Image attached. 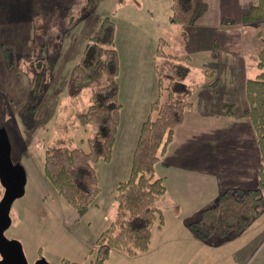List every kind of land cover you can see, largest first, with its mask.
<instances>
[{
  "label": "rangeland",
  "instance_id": "obj_1",
  "mask_svg": "<svg viewBox=\"0 0 264 264\" xmlns=\"http://www.w3.org/2000/svg\"><path fill=\"white\" fill-rule=\"evenodd\" d=\"M66 1L0 0V7L5 6L9 10L7 18L8 10H0V127L7 130L12 161L21 164L27 175L25 194L12 205V224L5 235L21 243L29 264L41 258L50 264H65L64 260L68 261L66 264H93L97 239L115 216V190L123 172L120 168H126L128 162L132 163L133 160V152L130 151L128 155L124 136L128 138V135H132L134 141L137 140V132H132V128L127 131L128 126L126 129L124 126L119 135L117 133L120 142L116 149L115 141L113 163H110L112 159L94 163L101 190L94 204L84 212L71 207L54 189L44 172L45 150L49 144L64 140L68 146L88 149L84 111L90 105L95 88L105 85L107 77L99 67L96 68L92 73L94 88L89 81L80 86L74 85L71 74L84 45L98 29L86 39L92 24L99 27L107 16L115 21V44L118 49L120 47L122 55L127 40H142L147 35L155 38L159 33L167 41L169 53L180 56L192 47L185 39L183 26L172 28L169 23L172 0H125L123 5L119 4V0H100L97 5H88L89 0ZM134 8L142 10L136 18L129 11L136 10ZM12 15L22 24L15 21ZM128 15L132 16L128 18ZM235 20V16H232L229 22L236 29L238 24L233 22ZM245 23L239 34L241 42L233 41L230 46L231 49H244L246 57L238 79L245 73L251 78L257 76L260 72L258 54L264 47V19ZM223 35L227 36L226 33ZM235 35L236 31L232 30L226 39H234ZM6 48H11L14 53L13 65H10ZM197 61V58L193 59L194 67L185 82L196 85L194 87L198 89L203 86L201 80L204 74ZM235 63L241 65L240 61L235 60ZM236 71V68H232L226 73L234 77ZM193 77L195 82L191 79ZM231 77L221 75V82L233 80ZM222 89L224 86L220 85ZM232 97L236 98V104L232 106L228 103L225 108L233 109L236 113L243 108V102L234 95ZM33 99L38 102V107L24 119L21 109L28 100ZM3 194L4 188L0 182V200ZM262 196L261 208L264 206V191ZM263 221L264 217L259 216L250 227L232 233L221 244L217 239L206 242V245L199 243L192 250L184 248L176 255L178 260L175 262L264 264V244L258 248L264 233V226H260ZM256 247L258 251L251 257ZM144 254L141 252L132 257L112 250L105 264H144L154 259L150 253Z\"/></svg>",
  "mask_w": 264,
  "mask_h": 264
},
{
  "label": "trees",
  "instance_id": "obj_2",
  "mask_svg": "<svg viewBox=\"0 0 264 264\" xmlns=\"http://www.w3.org/2000/svg\"><path fill=\"white\" fill-rule=\"evenodd\" d=\"M99 2L89 0L88 5ZM124 3L125 0H119L120 5ZM204 9V0H172L169 22L191 25ZM259 19H264V0H258L243 14L245 22ZM115 31V21L105 17L84 46L71 74L74 85L89 81L94 88L92 73L96 68L99 67L107 77L105 85L95 88L90 105L84 111L88 149L68 146L64 140H58L45 150L47 179L79 212L88 210L101 190L94 163L112 159L121 121L120 56L115 44ZM167 45L165 40H160L156 50L154 70L158 96L151 103L150 114L141 126L130 175L127 180L119 182L115 190V216L97 239L93 264H105L112 250L132 257L147 251L154 229L164 226L165 216L159 200L166 195L167 186L156 169L163 164L176 128L193 106L192 95L197 89L185 82L191 70L188 63L179 55L169 53ZM10 49L6 48L7 57L13 65L14 53ZM258 67L260 72L257 76L246 82L248 108L245 113L251 119L261 152L259 185L257 188L224 190L213 205L201 210L190 227L206 242L226 239L234 232L247 229L264 211V206L260 207L264 191V47L258 54ZM37 107L35 99L28 100L21 109L22 116L34 112ZM228 111L231 113L230 108ZM64 263L68 261L64 260Z\"/></svg>",
  "mask_w": 264,
  "mask_h": 264
},
{
  "label": "crops",
  "instance_id": "obj_3",
  "mask_svg": "<svg viewBox=\"0 0 264 264\" xmlns=\"http://www.w3.org/2000/svg\"><path fill=\"white\" fill-rule=\"evenodd\" d=\"M66 2L69 3L68 0ZM255 3L257 2L254 0H204L205 9L196 21L191 25H181L186 34L185 39L192 47L180 57L188 63L190 69L194 67L193 59L199 60L197 64L204 74V79L201 80L203 86L193 93V106L186 111L184 121L176 128L174 139L163 157V164L156 169L157 175L164 179L167 186L166 195L159 200L165 223L162 228L154 229L150 246L144 252V255L150 253L154 259L144 264H178L175 262L178 260L176 255L184 251V248L192 250L199 243L206 245V241L199 240L190 227L191 222L198 219L201 210L213 205L224 190L257 188L259 185L261 152L251 119L245 113L248 108L245 87L251 77L245 73L237 78L241 66H245L246 57L244 49L230 48L233 41L241 42L239 34L243 25L247 24L243 21V14ZM0 10L6 12L8 8L4 6ZM129 11L136 15L133 16L135 18L142 13V10L137 9ZM6 13L7 18L9 10ZM132 15H128V18ZM232 16L236 18L233 22L238 24L236 29L229 22ZM14 18L22 24L21 20L15 16ZM135 20H132L133 24ZM170 25L172 28L180 26ZM97 26L92 24L86 39ZM232 30L236 31V37L227 40L226 37H229ZM162 35L159 33L155 38L147 35L142 40H127L123 46V55L120 47L118 49L116 45L120 56L118 81L119 100L122 104L118 135L124 126L125 129L128 126L126 130L131 131L132 128V132H137L138 140L139 130L150 112L151 103L158 96L154 56L160 40H165ZM235 60L240 61L241 65H237ZM232 68L237 69L234 77L226 73ZM221 75L230 76L233 80L221 82ZM215 76H218L217 79ZM191 79L195 82L194 77ZM216 80H219L217 87ZM220 85L224 89L220 90ZM232 95L243 102V108L236 113L233 109L230 113L225 108L228 103L232 106L236 104V98ZM124 138L127 141L128 155L130 151L134 153L136 139L133 141L132 135ZM118 140L117 137L116 149L120 142ZM113 152L110 163H113L116 156L115 149ZM131 166L132 163L128 162L126 168H120L123 171L122 180L130 175ZM259 216L264 217V211ZM261 225L264 226V221ZM260 239L262 240L258 248L264 244V233ZM225 241L222 239L217 242L221 244ZM257 247L251 257L256 255Z\"/></svg>",
  "mask_w": 264,
  "mask_h": 264
},
{
  "label": "water",
  "instance_id": "obj_4",
  "mask_svg": "<svg viewBox=\"0 0 264 264\" xmlns=\"http://www.w3.org/2000/svg\"><path fill=\"white\" fill-rule=\"evenodd\" d=\"M0 182L4 194L0 200V264H29L21 243L8 239L5 232L12 224L11 209L15 200L24 196L27 175L21 164L11 158V143L6 128L0 127ZM34 264H50L41 258Z\"/></svg>",
  "mask_w": 264,
  "mask_h": 264
}]
</instances>
